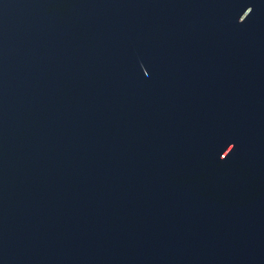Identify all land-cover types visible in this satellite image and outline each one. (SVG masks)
Masks as SVG:
<instances>
[{
  "label": "water",
  "instance_id": "95a60500",
  "mask_svg": "<svg viewBox=\"0 0 264 264\" xmlns=\"http://www.w3.org/2000/svg\"><path fill=\"white\" fill-rule=\"evenodd\" d=\"M0 264H264V0H0Z\"/></svg>",
  "mask_w": 264,
  "mask_h": 264
}]
</instances>
